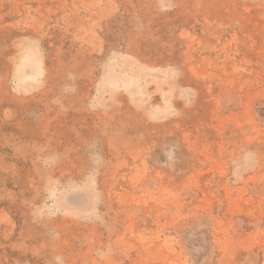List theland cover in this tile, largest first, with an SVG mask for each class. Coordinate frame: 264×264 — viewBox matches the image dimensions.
I'll list each match as a JSON object with an SVG mask.
<instances>
[{
	"label": "rangeland",
	"instance_id": "obj_1",
	"mask_svg": "<svg viewBox=\"0 0 264 264\" xmlns=\"http://www.w3.org/2000/svg\"><path fill=\"white\" fill-rule=\"evenodd\" d=\"M0 264H264V0H0Z\"/></svg>",
	"mask_w": 264,
	"mask_h": 264
}]
</instances>
